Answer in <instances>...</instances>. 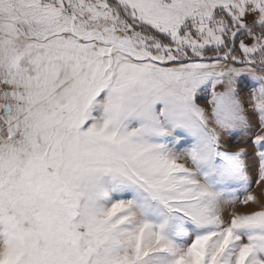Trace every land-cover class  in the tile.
Instances as JSON below:
<instances>
[{
	"label": "snow or ice",
	"instance_id": "1",
	"mask_svg": "<svg viewBox=\"0 0 264 264\" xmlns=\"http://www.w3.org/2000/svg\"><path fill=\"white\" fill-rule=\"evenodd\" d=\"M0 264H264V0H0Z\"/></svg>",
	"mask_w": 264,
	"mask_h": 264
}]
</instances>
